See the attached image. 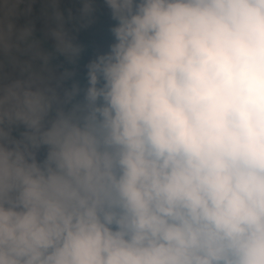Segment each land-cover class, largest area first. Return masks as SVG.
Masks as SVG:
<instances>
[{"label": "clouds", "instance_id": "9594fccd", "mask_svg": "<svg viewBox=\"0 0 264 264\" xmlns=\"http://www.w3.org/2000/svg\"><path fill=\"white\" fill-rule=\"evenodd\" d=\"M102 7L0 0V264H264V0Z\"/></svg>", "mask_w": 264, "mask_h": 264}, {"label": "trees", "instance_id": "16d2710c", "mask_svg": "<svg viewBox=\"0 0 264 264\" xmlns=\"http://www.w3.org/2000/svg\"><path fill=\"white\" fill-rule=\"evenodd\" d=\"M97 5L100 6V10L97 13L98 19L97 22L87 28H79V25L69 24L68 27L72 29V34L76 37V42L85 46L86 52L82 56L79 62V71L78 78H82L85 72L84 65L87 63L90 55L98 46V40H109L110 34L108 33V26L111 23L110 17L108 15L107 9L103 8V0H97ZM62 10L67 14V9L72 8L74 11L79 7V0H64V2L60 3ZM36 15L40 16L41 12V3H37L36 5ZM44 19H39L36 24L37 32L36 36L38 39L43 41V46L46 49H51L53 45V41L45 38V29L41 26L44 23ZM40 25V26H39ZM76 28H79L77 31ZM57 64H62L64 67L71 68L72 65H69L66 59L61 56L56 61ZM61 71L63 68L60 69Z\"/></svg>", "mask_w": 264, "mask_h": 264}, {"label": "rangeland", "instance_id": "374dc122", "mask_svg": "<svg viewBox=\"0 0 264 264\" xmlns=\"http://www.w3.org/2000/svg\"><path fill=\"white\" fill-rule=\"evenodd\" d=\"M64 2V0H60V3ZM37 13V12H36ZM40 26V25H39ZM44 29L46 28L45 22L41 25ZM110 43L109 40H98V46L97 48H104Z\"/></svg>", "mask_w": 264, "mask_h": 264}]
</instances>
